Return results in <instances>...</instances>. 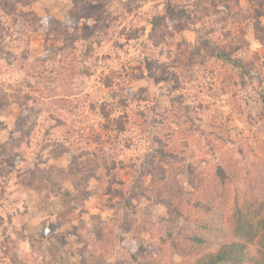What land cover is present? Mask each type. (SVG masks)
Instances as JSON below:
<instances>
[{"label":"rangeland","instance_id":"374dc122","mask_svg":"<svg viewBox=\"0 0 264 264\" xmlns=\"http://www.w3.org/2000/svg\"><path fill=\"white\" fill-rule=\"evenodd\" d=\"M0 1L3 25L9 27L15 18H21L16 23L19 32L11 27V36H0V264H78L63 249H75L76 235L62 239L63 233H72L75 227H80L77 210L69 212L72 199L80 201L84 196L81 201L86 214L81 218L84 216L87 225L92 223L91 214L105 220L113 218V214L106 208L109 194L104 170L95 171L96 177L83 183L72 174V152L87 151L89 155L93 150L97 152L91 136L99 133L106 139L104 148L116 147L118 159L139 164L142 155L152 149L153 137L160 132L157 128L164 126L152 127L149 115L174 108V97H177L173 102L178 107L188 106L187 129L193 132L188 137L187 149L196 150L189 160L194 161L202 154L205 158L211 155L213 159L222 150H235L241 157V149V166L248 171L255 170L254 179L264 178V110L259 96L260 92L264 93V46L260 33L257 36L254 32L255 28L260 31L264 28L261 8H264V0H236L240 9L250 14V19L242 22L223 21L226 0H218L216 8H208L215 21V37L229 30L234 35L244 32L248 39L241 56L251 60L253 66L245 77L248 79L245 84L233 67L215 57L193 68L188 79L181 73L179 63L175 67L172 56L176 42L182 36L192 42L195 34L190 27L177 24V18L166 17L165 10L172 0H35L24 6L16 0ZM186 8L193 10L194 6ZM30 11L40 17L41 27L24 35L21 30L25 27V14ZM70 12L75 15L71 16ZM154 15L160 16L168 26L167 30L157 33L163 40L156 46L148 24ZM178 18L183 22V17ZM175 25L181 32L170 29ZM101 26L108 30L99 42L80 36L84 29L86 34L96 28L103 32ZM58 46L67 52L74 50L79 65L83 62L93 67V57L96 60L94 73L77 74L72 84L74 93L66 98L68 107L54 103L55 98L63 95L59 87L56 90L48 82L38 84L37 79L16 65L20 55L26 54L28 61L33 62L53 54ZM170 46L169 55L166 48ZM52 64V59L45 62L47 68ZM106 76L112 78L111 88L105 86ZM52 89L57 95L49 97ZM93 102L109 104L110 117L121 119L123 124L120 133L105 134L101 129L105 119L98 106L91 108ZM167 121L174 135L179 132L172 116L169 115ZM206 138H213L214 149L218 147L219 151L208 152ZM196 140H200L201 149L197 148ZM173 150L176 152V148ZM190 152L177 151V154L189 158ZM83 158L81 156V160ZM50 167L66 174V180L55 185L61 189L58 194L64 195L62 201H59L62 198H48L46 184H35L40 172ZM115 174L124 183H132L133 169L129 166L115 170ZM179 182L185 188L190 187L187 175H180ZM134 206L140 208L134 218L136 221L143 213L144 204L134 203ZM150 213L154 225L148 223L143 227L142 221L139 225L132 222L129 231H118L102 264H125L131 249L154 238L149 228L168 223L165 205L152 203L147 214ZM49 240H53L55 246L50 247ZM164 260L179 261V257Z\"/></svg>","mask_w":264,"mask_h":264},{"label":"trees","instance_id":"16d2710c","mask_svg":"<svg viewBox=\"0 0 264 264\" xmlns=\"http://www.w3.org/2000/svg\"><path fill=\"white\" fill-rule=\"evenodd\" d=\"M34 1L16 0L23 6L30 5ZM217 1H169L165 10L166 17L177 18L175 21L177 24H183L185 28L190 27L195 34L192 42H187L184 36L176 42L172 62L175 67L176 63H179L181 73H184V77L188 79L193 68L215 57L233 67L241 83L245 84V77L253 66L251 60L241 56L248 39L244 37V32L234 35L229 30L215 37V21L214 18H211L208 8L211 6L216 8ZM187 5L194 6V9H185ZM261 8L264 16L263 6ZM224 10L222 17L226 23L250 19V14L242 11L236 0H226ZM70 13L71 16L75 15L73 12ZM25 16V27L24 30H21V34L38 31L41 27L40 17L32 11ZM180 16L184 18L183 22L178 18ZM207 17V22H205L204 18ZM20 19L15 18L9 27L0 21V36H11L13 34L11 27H16L15 32H19L16 23ZM164 20L166 19L164 18ZM148 24L150 37H153V45L156 46L158 41L163 40V37L157 33L167 30V22L164 23L163 20H160V16L154 15L148 20ZM100 28L103 32L98 28L90 34H86L85 29L81 30L80 36L85 39L95 38L99 42L104 36L103 33H107L108 30L104 26ZM170 29L181 32L178 25L171 26ZM263 30L264 28L261 31L255 28L254 32L257 36L260 33L261 38L259 39L264 46ZM74 31L77 32L78 29L74 28ZM170 48L171 46L166 48L169 55ZM239 52L240 55H238ZM18 58L16 63L18 69L37 79L38 84L48 82V84H53L56 90L58 87L61 89L63 95L54 100L55 105L58 104L60 107H68L69 100L66 98L74 93L72 84L75 83L77 74L88 76L95 72V57L91 61L93 67L83 62H80L79 65L78 55L75 51L67 52L61 46H58L53 54L33 60V62L28 61L26 54L20 55ZM50 59L53 60V64L47 68L45 62ZM105 86L111 88L112 78L110 76H106ZM55 89H52L53 94L49 97L57 95ZM259 96L261 107L264 110V93L260 92ZM175 99L177 100V97L172 98L174 108H164L149 115V123L152 127L164 126L160 130L157 128V131H160L159 135L153 137L152 149L142 155L139 164L136 165L131 161L124 163L118 159L116 147L104 148L106 139H102L99 133L91 136V140L97 146V152L93 150L91 155L87 151L80 152V154L71 153L73 155L70 160L72 174L82 179L83 183L91 177H96L95 171L104 170L106 193L109 194L106 208L112 210L113 218L115 215L118 216L115 219L108 217L105 220V217L91 214L92 223L87 225L84 216L81 218V215L86 214L82 206L84 196L80 197L82 201L72 199L74 202H71L72 206L69 212L72 214L77 210L76 218L78 217L77 221L81 223L80 227H75L72 233L69 231L63 233L62 239L67 237L70 239L71 236L76 235L75 249H63L70 258L74 257L78 264L104 263L118 231H129L133 223L139 225L142 221L143 227H147L148 223L154 225L151 213L147 214L148 211H151V205L154 202L166 206L168 223L149 228L151 236L153 235L154 238L146 243H139L131 249L125 264H264V178L254 179L253 175L257 174L256 171H248L241 166L240 161L243 159L241 158V149H239L241 157L238 156L237 151L235 153V150H222L213 159L211 155L205 158V155L202 154L194 161L189 160L195 155L196 150L187 149L188 137L193 132V129L192 131L187 129L190 119L188 106L178 107V104L173 102ZM121 101L124 102L122 99ZM51 103L53 104V101ZM93 103H96V106ZM93 103L91 108L96 109L98 106L99 113L105 119L101 126L105 134L117 135L120 133L123 130V124L121 119L110 117L109 104L105 102ZM169 115L178 124L179 132H175V135L168 126ZM206 140L205 146H207L208 152L213 154L215 150L219 151L218 147L214 149L213 138H206ZM196 141L197 148L201 149L200 140ZM175 148L176 152H173ZM111 149L112 151L109 153L108 151ZM186 150L191 151L188 155L189 158L184 155L178 156L177 151L184 153ZM81 156H84L82 160ZM126 166L133 169L131 184H126L116 178L115 170L123 169ZM40 173L35 184H46L48 198H62L59 200L62 201L64 195L58 194L61 189L56 188L55 185L66 180L65 172L59 168L50 167L47 171ZM180 175L189 176V188H185L179 182ZM134 203L144 204L141 208L143 213L137 216L139 219L136 221L134 218L140 208L134 206ZM48 243L50 247L55 246L53 240L51 242L49 240ZM173 256H178L179 261L164 260ZM22 264L28 263L23 262Z\"/></svg>","mask_w":264,"mask_h":264}]
</instances>
